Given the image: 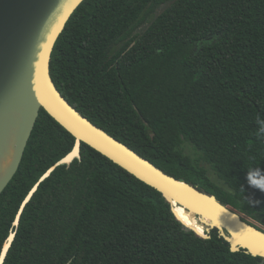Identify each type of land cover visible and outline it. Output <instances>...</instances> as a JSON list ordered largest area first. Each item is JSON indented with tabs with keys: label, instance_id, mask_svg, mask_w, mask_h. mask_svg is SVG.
Returning a JSON list of instances; mask_svg holds the SVG:
<instances>
[{
	"label": "trees",
	"instance_id": "1",
	"mask_svg": "<svg viewBox=\"0 0 264 264\" xmlns=\"http://www.w3.org/2000/svg\"><path fill=\"white\" fill-rule=\"evenodd\" d=\"M50 75L112 137L264 225V192L246 180L248 168L264 171V0H83L55 41ZM73 144L41 108L0 194V252L15 231L3 264H264L231 251L215 227L209 238L184 227L158 190L84 143L81 158L39 182Z\"/></svg>",
	"mask_w": 264,
	"mask_h": 264
},
{
	"label": "water",
	"instance_id": "2",
	"mask_svg": "<svg viewBox=\"0 0 264 264\" xmlns=\"http://www.w3.org/2000/svg\"><path fill=\"white\" fill-rule=\"evenodd\" d=\"M82 1L0 0V146L6 136V127L10 125L7 115L23 109L15 155L0 181V194L20 165L42 108L73 135L74 144L65 156L48 168L39 182L57 166L68 165L75 158H81V144L84 143L158 190L170 204L175 218L196 235L209 238L205 232L215 227L229 242L231 251L243 250L264 258V230L244 219L232 207L221 204L215 196L198 191V184L191 186L184 178L162 171L83 116L59 92L50 75L51 53L66 22ZM38 183L22 201L13 226L19 224L24 206L36 191ZM177 208H183L184 212L199 218L206 225L205 232L199 233L184 223L176 213ZM14 238L15 231H11L2 245L0 264H3Z\"/></svg>",
	"mask_w": 264,
	"mask_h": 264
},
{
	"label": "bare ground",
	"instance_id": "3",
	"mask_svg": "<svg viewBox=\"0 0 264 264\" xmlns=\"http://www.w3.org/2000/svg\"><path fill=\"white\" fill-rule=\"evenodd\" d=\"M22 112H23V109L14 111L10 113L9 115H7V118H6L10 122V125L6 127V136L2 139L1 146H0V181L5 176V174L7 173L8 169L10 168L13 162V158H14L15 151H16L15 150L16 144H17V141L20 135L19 130L23 122ZM176 212L184 214L186 217H185V221L183 222L190 226L192 225L189 224L188 220L190 219V216H193V218L197 221L198 225L202 229L196 228L194 226L192 227L195 228L199 233L205 232L204 230L206 228V225L203 224L199 218L194 216L193 213L184 212L183 208H177Z\"/></svg>",
	"mask_w": 264,
	"mask_h": 264
},
{
	"label": "rangeland",
	"instance_id": "4",
	"mask_svg": "<svg viewBox=\"0 0 264 264\" xmlns=\"http://www.w3.org/2000/svg\"><path fill=\"white\" fill-rule=\"evenodd\" d=\"M164 7L160 6L157 11H161V9ZM147 26V24H144L140 27H138L137 31H143L145 29V27ZM184 152L190 156L191 158L195 159L197 158V154L193 151V149L191 148V146L189 144L185 145V150ZM198 163L200 164V166H202L203 168L206 169L207 171V175L208 177L217 185H219L222 188H226L225 185L217 178V176L213 173V171L210 169L209 165L206 164L204 161L202 160H198ZM235 210V209H234ZM237 211L244 219H246L247 221L253 223L254 225H256L257 227H259L260 229L264 230V225L261 224L260 222L252 219L250 216L246 215L245 213L241 212L240 210H235Z\"/></svg>",
	"mask_w": 264,
	"mask_h": 264
},
{
	"label": "clouds",
	"instance_id": "5",
	"mask_svg": "<svg viewBox=\"0 0 264 264\" xmlns=\"http://www.w3.org/2000/svg\"><path fill=\"white\" fill-rule=\"evenodd\" d=\"M261 127L259 129L261 134H264V121L260 122ZM246 180L249 186L254 187L262 192H264V171L259 167L248 168L246 172ZM241 191H244L243 186L240 187ZM248 203H253L249 200Z\"/></svg>",
	"mask_w": 264,
	"mask_h": 264
}]
</instances>
